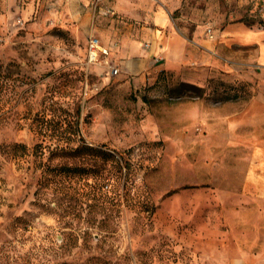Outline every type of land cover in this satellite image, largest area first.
Masks as SVG:
<instances>
[{
	"label": "rangeland",
	"instance_id": "rangeland-1",
	"mask_svg": "<svg viewBox=\"0 0 264 264\" xmlns=\"http://www.w3.org/2000/svg\"><path fill=\"white\" fill-rule=\"evenodd\" d=\"M180 1L183 67L138 83L87 61L65 0H0V264H264L255 49L205 53L264 0Z\"/></svg>",
	"mask_w": 264,
	"mask_h": 264
},
{
	"label": "crops",
	"instance_id": "crops-1",
	"mask_svg": "<svg viewBox=\"0 0 264 264\" xmlns=\"http://www.w3.org/2000/svg\"><path fill=\"white\" fill-rule=\"evenodd\" d=\"M180 0H65V18L77 22L87 34L97 36L104 45L114 39L119 45L109 55L112 63L125 76L136 78L138 83L156 78L160 71H179L187 59V42L184 28L180 26L173 11ZM34 2L26 5L25 11L33 10ZM213 36L205 42V53L210 69L224 62L215 60L219 51L215 39L240 47L255 49L254 81L257 93L254 102H264V22L248 25L242 21L228 23L217 30L212 25ZM205 28V29H206ZM231 47V46H229ZM228 48V47H227ZM195 54L196 47L193 48ZM231 70H239L241 63L234 65L226 60ZM234 73V72H233ZM252 112H264L260 109ZM250 109L247 112H251ZM256 116V115H254Z\"/></svg>",
	"mask_w": 264,
	"mask_h": 264
},
{
	"label": "built area",
	"instance_id": "built-area-1",
	"mask_svg": "<svg viewBox=\"0 0 264 264\" xmlns=\"http://www.w3.org/2000/svg\"><path fill=\"white\" fill-rule=\"evenodd\" d=\"M206 32L209 35V37L213 36L212 27L208 26L206 28ZM112 46H113L112 44L104 45L97 36L94 35L89 36L86 43L87 61L92 64L99 61L103 62L105 65H107L110 68L111 74L113 75L117 74L119 72V69L117 66H115L112 63L111 59L109 58Z\"/></svg>",
	"mask_w": 264,
	"mask_h": 264
},
{
	"label": "trees",
	"instance_id": "trees-1",
	"mask_svg": "<svg viewBox=\"0 0 264 264\" xmlns=\"http://www.w3.org/2000/svg\"><path fill=\"white\" fill-rule=\"evenodd\" d=\"M183 85L193 87L189 84H183ZM62 143H63V141L58 140V138L57 139L54 138V140L50 143V151L51 152H64L65 151V145H63ZM9 147H10V149H13V150H20V151L26 150V146L24 144L18 143V142L11 144Z\"/></svg>",
	"mask_w": 264,
	"mask_h": 264
}]
</instances>
